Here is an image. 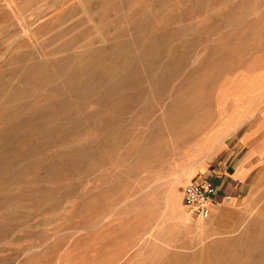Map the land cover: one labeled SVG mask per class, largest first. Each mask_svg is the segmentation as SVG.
Instances as JSON below:
<instances>
[{
	"label": "rangeland",
	"instance_id": "obj_1",
	"mask_svg": "<svg viewBox=\"0 0 264 264\" xmlns=\"http://www.w3.org/2000/svg\"><path fill=\"white\" fill-rule=\"evenodd\" d=\"M220 263L264 264V0H0V264Z\"/></svg>",
	"mask_w": 264,
	"mask_h": 264
},
{
	"label": "built area",
	"instance_id": "obj_2",
	"mask_svg": "<svg viewBox=\"0 0 264 264\" xmlns=\"http://www.w3.org/2000/svg\"><path fill=\"white\" fill-rule=\"evenodd\" d=\"M217 189V184L210 177L191 181L184 187V203L192 213L209 217L217 201Z\"/></svg>",
	"mask_w": 264,
	"mask_h": 264
},
{
	"label": "crops",
	"instance_id": "obj_3",
	"mask_svg": "<svg viewBox=\"0 0 264 264\" xmlns=\"http://www.w3.org/2000/svg\"><path fill=\"white\" fill-rule=\"evenodd\" d=\"M227 179H228V178L225 177L224 179H221V180L216 179V180H214V181H215V183L217 184L218 188H222V185H224L225 183H227V181H226ZM229 184H230V183H227V186H226L225 189H227V187L229 186Z\"/></svg>",
	"mask_w": 264,
	"mask_h": 264
},
{
	"label": "bare ground",
	"instance_id": "obj_4",
	"mask_svg": "<svg viewBox=\"0 0 264 264\" xmlns=\"http://www.w3.org/2000/svg\"><path fill=\"white\" fill-rule=\"evenodd\" d=\"M85 6V5H84ZM248 233V232H247ZM261 233V232H260ZM246 248V247H245ZM221 264V263H220Z\"/></svg>",
	"mask_w": 264,
	"mask_h": 264
}]
</instances>
